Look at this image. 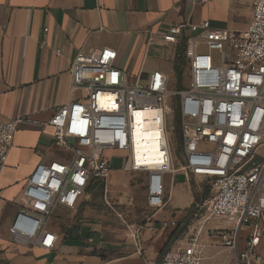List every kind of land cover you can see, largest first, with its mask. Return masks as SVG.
<instances>
[{
  "label": "built area",
  "instance_id": "1",
  "mask_svg": "<svg viewBox=\"0 0 264 264\" xmlns=\"http://www.w3.org/2000/svg\"><path fill=\"white\" fill-rule=\"evenodd\" d=\"M250 6V20L238 32L216 28L206 19L177 23L163 33L165 43L185 44L189 80L182 89L170 90L161 70L145 79L139 73L130 83L115 48L79 51L70 67L71 88H83L86 95L56 107L46 123L54 129L55 144L71 148L73 156L35 166L9 227L13 240L54 248L58 235L49 221L56 209H75L91 185L109 179L112 157L122 155V169L144 176L151 212L134 220L131 201H112L106 190L104 199L137 252L143 253V234L156 230L153 221L167 205L166 174L182 170L208 181L212 191L194 204L192 221L202 223L188 230L184 242L168 248L156 264H204L207 244L229 249L233 259L227 264H263L259 243L264 242V0H251ZM154 44L151 37L149 45ZM173 96L180 114L179 168L168 131ZM145 110L153 112L158 129V161H147L144 152L137 154L135 130L143 135L148 130L147 118L137 115ZM24 120L0 118V179ZM211 218L226 219L230 228L209 229L212 240L204 242L200 235ZM170 225L179 227L176 222Z\"/></svg>",
  "mask_w": 264,
  "mask_h": 264
},
{
  "label": "crops",
  "instance_id": "2",
  "mask_svg": "<svg viewBox=\"0 0 264 264\" xmlns=\"http://www.w3.org/2000/svg\"><path fill=\"white\" fill-rule=\"evenodd\" d=\"M245 17L243 0H0V118L25 117L0 179V264H156L168 248L184 242L186 226L191 231L200 223L191 221L194 207L190 205L197 200L189 178L176 183V188L187 187L190 201L170 204L168 196L153 221L156 230L143 234V253L125 237V230L102 221L106 214L96 208L90 192L73 209L75 217L66 228L60 209L59 219L49 221L58 235L50 250L14 241L9 227L35 166L61 154L54 129L46 125L53 110L86 95L83 88H71L70 67L79 51L109 46L118 50L120 68L140 73L142 79L161 70L169 82L174 75L179 78L180 69L189 80L185 44L169 45L163 33L177 23L206 19L216 28L238 32L248 24ZM151 37L154 45H149ZM109 180L102 183L108 195ZM165 188L170 195L172 177L165 176ZM134 193L132 186L127 194L108 197L133 203ZM207 247L210 251L204 256ZM218 247L203 248L204 264H214V258L229 250ZM215 248L219 250L213 252Z\"/></svg>",
  "mask_w": 264,
  "mask_h": 264
},
{
  "label": "rangeland",
  "instance_id": "3",
  "mask_svg": "<svg viewBox=\"0 0 264 264\" xmlns=\"http://www.w3.org/2000/svg\"><path fill=\"white\" fill-rule=\"evenodd\" d=\"M250 1L251 0H243V2L245 3V9H246V17L244 18V20L247 23L250 20L249 14H251ZM243 8H244V5H243ZM212 54L215 57H217L219 55L218 51H212ZM136 75L137 74L135 71H134V73H129L130 83H134ZM176 76L175 75L172 76L170 81H169L168 88L170 90L182 89V87H184L186 85V83L188 82L187 72H185L184 75L180 79L177 78ZM177 99H178L177 97L173 96V98L171 100V104L173 106V111L168 118V131H169V137L171 140L172 151H173V155H174V164L176 167L179 168L182 164V161L180 160V157H181V155H180L181 154V144H180L181 128H180V114H179L178 109H177ZM57 149H58V152L61 153L60 156L57 158L59 160L70 159L73 156V151L71 148L59 146V147H57ZM123 161H124V158L122 157V155H114L112 157L113 169L111 171L110 180L108 181V186H107L110 193H109V195L108 194L107 195L113 196V197H115V196L119 197L120 195L127 194L133 186V188L135 189V193L133 194V198H134L133 204H132L131 208L129 209L130 214L132 215L134 220L143 219L145 217V215H147L151 212L150 209L147 207V204H146V194H145L144 186H143L144 176L122 169ZM166 177H172V189L170 191V195H168L169 193L166 192V198H168V196H170V200H171L170 204H172L174 201H176L178 204H184V203H188L190 201L191 192L187 189V187H186V190L181 189L179 191L176 188V186H177L176 183L182 182L183 179L187 181V178L190 179V183L192 186L193 193L196 194L195 197H197V199L194 198V201L197 200L196 202H200L203 198H205L211 194L212 190H211L210 183L208 181L200 179V178H196L192 175H186L184 173V171H182V170L175 171L174 173L171 172V174L167 173ZM129 180H130L132 186H130ZM184 186H187V185H184ZM88 192H90L91 196H93V198H94L93 202H95V199H96V201H97L95 204L96 208L98 210H101V212L104 211L106 214V216L104 217V220H102V221H104L105 223L112 224L113 227L116 229L120 228L119 227L120 222L118 220V217L105 204V199H104L105 187H103L102 183H97V184L91 185L88 188L85 196L88 194ZM109 198L112 201L118 200V199L112 198V197H109ZM196 202H193V204H191L190 206L194 207V204ZM58 209H60V211H62V215L59 218H61V220H62V217H63V219H64V221H61V225L63 228H66L67 227L66 226L67 221H69V220H71V218L75 217V211L73 209H69V208L60 206L56 209V211L52 215L50 221L54 222V221H57L59 219L56 216V212ZM191 221H192V219H191ZM200 223H202V221H200ZM188 226L189 225L186 226L187 232H188V230H190ZM228 228H230V223L226 219L211 218L205 223L204 230H203L202 234L200 235V240H204L205 242L208 241L209 239L212 240L211 237L208 235L209 229H228ZM220 247H222V246H219L218 248H220ZM218 248L213 249L214 250L213 252H217L219 250ZM209 251H210V248L207 247L204 250V256L207 255V253H209ZM259 252L263 257V264H264V242H262V241H261V243H259ZM202 253H203V251H202ZM232 259H233V253L230 250H226V251H223L222 253H220L217 258H214L212 260V262L214 264H217V263L221 264V263H225L226 261L230 262ZM204 263H207V261Z\"/></svg>",
  "mask_w": 264,
  "mask_h": 264
},
{
  "label": "bare ground",
  "instance_id": "4",
  "mask_svg": "<svg viewBox=\"0 0 264 264\" xmlns=\"http://www.w3.org/2000/svg\"><path fill=\"white\" fill-rule=\"evenodd\" d=\"M138 117L147 118L146 121V128L148 129L147 132L143 135L140 134V129L135 130V144L137 154H142V152L147 154V161H158L160 159V153L157 150L156 141L158 138V129L156 124L153 121V112L149 110H145L137 115Z\"/></svg>",
  "mask_w": 264,
  "mask_h": 264
},
{
  "label": "trees",
  "instance_id": "5",
  "mask_svg": "<svg viewBox=\"0 0 264 264\" xmlns=\"http://www.w3.org/2000/svg\"><path fill=\"white\" fill-rule=\"evenodd\" d=\"M178 74H179V79L182 77V72L180 71V69H178ZM195 196H196V194H195ZM196 199H197V197H196ZM179 228V227H178ZM178 228H176V229H178ZM183 232V231H182Z\"/></svg>",
  "mask_w": 264,
  "mask_h": 264
}]
</instances>
